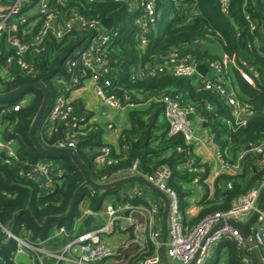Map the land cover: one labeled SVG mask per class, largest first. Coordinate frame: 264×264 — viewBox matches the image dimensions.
Returning a JSON list of instances; mask_svg holds the SVG:
<instances>
[{
	"label": "trees",
	"instance_id": "obj_1",
	"mask_svg": "<svg viewBox=\"0 0 264 264\" xmlns=\"http://www.w3.org/2000/svg\"><path fill=\"white\" fill-rule=\"evenodd\" d=\"M71 2L78 5L80 12L86 16L101 20L112 18V41L108 55L110 71L105 78L111 80L110 89L121 100L132 101L137 106L130 110V125L120 132L119 152L103 142L104 130L96 125L88 124L76 131L74 151L95 181L103 183V180L108 182L120 178L136 160L139 170L146 175L154 174L160 167H168L171 171L168 186L178 193L181 207H185L194 186L196 189L201 187L203 195L199 206L202 209L197 220L208 213L229 209L234 200L259 184L264 176V167H257L260 156L247 152L243 158H238L250 144L264 141V0H249L246 4L244 0H230L226 10L222 9L218 0L173 1L175 12L163 33L161 23L167 0H159L161 16L147 34L148 42L144 47L140 41V29L134 22L136 13L130 12L127 4L108 0ZM245 11L251 13L256 25L253 33L250 23L245 20ZM83 37L75 33L61 40L52 39L47 50L38 56L36 76L17 72L13 80H5L0 74L2 93L40 81L47 86L50 101L35 133L39 141L49 148H54V143L64 137V132L61 131L62 126L59 132L44 127V117L61 88L57 77L65 72V60L74 53ZM255 39H258L259 46L249 47ZM215 43H218L222 53L236 60L237 65L228 71L230 85L252 112L246 123L239 126L235 124L233 110L227 101L217 91L202 89L198 76L179 77L169 72L148 76L140 73V70L158 66L164 56L177 48L195 55L198 63L205 64L210 70V65L224 55L205 49L206 45ZM4 62V55L0 54L1 68ZM165 95L178 96L183 104L197 107L212 130L218 150L231 164L239 161L240 172L225 171L210 181L211 164L203 163L194 153L193 145L187 144L181 134L169 135V124L161 101ZM43 96L41 89L30 87L15 96L0 99V118L17 139V157L0 151V264H15L17 250L16 241L6 240L3 226H8L22 237L46 241V246L59 249L87 230L82 224L78 225L79 218L87 208L101 210L108 195L113 196L115 204H147L142 197L130 199L126 194L122 197L127 184L106 191L89 187L68 153L42 154L36 148L30 137V127ZM207 104L212 106V110L207 109ZM76 110L81 112L80 107ZM8 134L4 136L8 137ZM106 145L112 148L116 162L98 165L95 157ZM38 160L64 170L61 178L55 171L53 178L56 182L51 189L44 186L42 180L29 176ZM190 166L198 167L200 172H192ZM197 176H200L198 186L193 182ZM229 182L233 184L232 189L224 187V183ZM136 183L128 184L134 186ZM60 228H64L65 233L56 236ZM217 250L220 255L225 254L227 264H243V255L250 256L259 264L254 252L238 249L229 239L222 241ZM146 251L148 254L153 252L150 243ZM219 261L216 260L215 264Z\"/></svg>",
	"mask_w": 264,
	"mask_h": 264
},
{
	"label": "built area",
	"instance_id": "obj_2",
	"mask_svg": "<svg viewBox=\"0 0 264 264\" xmlns=\"http://www.w3.org/2000/svg\"><path fill=\"white\" fill-rule=\"evenodd\" d=\"M71 1L0 0V54L5 58L3 74H1L3 79L13 80L17 72L36 76L38 56L47 50L52 39L61 40L75 33L84 36L74 53L65 60V72L57 77L61 88L43 122L44 127H50L54 132H59L62 126L61 131L64 132V137L54 143V148L74 150L77 143L76 131L85 128L90 122L87 114L76 110L77 106L70 98L72 90L81 86L87 79H91L96 95L107 108L122 111L135 107V103L121 100L111 91V80L105 78V74L110 71L108 58L112 41L110 29L102 25L101 19L84 15L80 12L78 5L72 4ZM81 1L93 3L99 0ZM108 1L125 3L129 6L130 12L136 13L134 22L140 29L141 45L142 47L147 45L146 36L161 16L158 9L159 0ZM218 1L222 9H228L230 0ZM244 1L246 4L249 0ZM244 17L250 23L251 32H255L256 25L251 13L245 11ZM253 45L259 46L258 39L252 41L249 47ZM199 65L195 55L177 48L164 56L158 66L140 70V73L148 76L165 72L187 78L198 76L202 89L219 92L231 106L235 124L238 126L245 124L252 112L249 106L238 98L235 89L230 85L228 76L229 69L237 65L236 60L224 54L221 60L215 61L212 64L215 73L213 79L207 78L209 69L205 76L201 75L197 69ZM243 65H246V62H243ZM243 74L252 82L246 73L243 72ZM161 101L169 124V135L181 134L187 144H192L196 139L192 116L202 117L197 107L194 104H183L178 96L165 95ZM207 109L212 110V106L207 104ZM230 125H232L231 122ZM108 129L121 132L114 123H108ZM7 133H9L8 137H0V151L7 153L10 157H17V139L11 129L6 128ZM210 138L213 141V133ZM249 147L238 160L247 152H251L260 156L257 167L263 168L264 141L259 144H250ZM112 153L110 146H103L96 155L95 162L98 165L116 162ZM213 162L214 166L210 170V178L213 181L225 171L241 170L239 161L231 164L218 149ZM54 166H56L55 169ZM190 170L194 173L200 172V169L195 166H190ZM55 171L58 178L64 174L63 168L38 160L29 176H35L36 179L39 177L38 180H42L43 185L51 189L56 182L53 178ZM125 174H141L168 195L170 211L169 235L166 243L163 240L162 230L156 226L157 219H154L162 210L160 203L134 205L130 202L123 204L110 202L99 211L85 209L79 221H83L89 214H94L102 223H92L89 229L76 235L59 249L46 246V241L22 237L8 226H3L6 240L13 239L17 243L15 264H25L16 261L18 254L28 256L30 264H110L116 259V250L110 244V240L116 238L118 233L128 235L127 239H129L128 241L126 239V244L121 249V257L116 264H163L161 250L164 245L167 248V257L173 264H190L195 259L194 264H205L209 259L210 248L215 244L218 246L225 239L234 242L240 250L254 252V248H257L264 264V199L259 206L260 197L264 192V176L258 185L234 200L229 209L208 213L190 223L182 212L178 193L168 186L171 177L168 167H160L154 174L146 175L139 170L138 160H136ZM199 180L200 176H197L193 182L198 186ZM105 182L107 181L103 180V183ZM224 186L228 189L233 188L232 182L224 183ZM198 188L201 187L198 186ZM130 196L143 197V191L133 190ZM134 212L139 213V216H134ZM253 214L254 217L248 223L247 229L254 245L235 224V222L248 221ZM64 233L65 229L60 228L56 236ZM149 243L153 247L151 254L146 251ZM125 250H129L130 253H125ZM242 262L256 264L248 255L242 256Z\"/></svg>",
	"mask_w": 264,
	"mask_h": 264
},
{
	"label": "crops",
	"instance_id": "obj_3",
	"mask_svg": "<svg viewBox=\"0 0 264 264\" xmlns=\"http://www.w3.org/2000/svg\"><path fill=\"white\" fill-rule=\"evenodd\" d=\"M222 54H224V53H222ZM70 98L76 104L77 107H80L81 112H84L87 115L89 114L90 124L96 125V127L98 126L99 128H100V126H103V127H101L104 130V133L102 136L103 142H105V144L110 145L116 152H119L121 150V146H120V142H119L120 133L116 132L114 130H109L108 127H106L105 125H108V123H114L120 130L127 128L130 125V121H129V115H128V119L126 117V114H125L126 109H124L122 111H116V110L107 108L100 101L98 96L96 95L94 83L91 79H87L86 81L83 82V84L81 86L72 90V92L70 93ZM135 107H137L136 104H135ZM130 109H132V108H130ZM195 118H196V127H195L194 131H195L196 139L192 143L193 151L199 158H201L203 163H210L211 169H212L214 166V162H213L214 156L217 152L218 147L214 143V141H212L210 138V136L212 134V132H211L212 130H211V128L208 127L204 118L203 117H201V118L195 117ZM192 119H193V116H192ZM0 122H1L0 137H5L4 135L6 133L7 126H6V124H4L3 121H0ZM118 133H119V135H118ZM233 172L238 173V172H240V170H237V171L234 170ZM124 174L125 173H123L122 175H124ZM210 181H212L211 178H210ZM134 182H138V181H134ZM138 183H140V182H138ZM141 184H139V186H136V185L129 186V184L127 183V186L124 188L125 191H124V193L121 194V196L124 197L126 194L128 196V198H130V199L136 198L137 196H133V197L130 196L131 192L133 190L140 189L143 191V197L142 198L146 199L145 189L143 186H141ZM197 191H198V193H200L199 194L200 197L197 200H195L193 197H190L193 204H192V208L189 210V212L186 213V220L190 223H193L196 221V217H194V215L195 214L197 215V213L199 214L200 210L202 209V207L199 206V200H200L201 196L203 195V191L201 190V192H200V189L198 187H197ZM146 201H147V204H149V201L147 199H146ZM111 202H113V201H111ZM161 203L163 204L162 199H161ZM131 204H134V203H131ZM134 205H137V204H134ZM133 214L136 217L139 216V213L134 212ZM79 224L83 225V221L78 220V225ZM156 226L158 228H160L159 226H161V230L163 233L161 220H159V221L156 220ZM125 238H126V234L118 233L116 238L110 240V243H111V241H114V240L116 241L117 239L122 241ZM125 253L129 254L130 251L125 250ZM221 255H220V257H221ZM226 264H227V262H226Z\"/></svg>",
	"mask_w": 264,
	"mask_h": 264
},
{
	"label": "water",
	"instance_id": "obj_4",
	"mask_svg": "<svg viewBox=\"0 0 264 264\" xmlns=\"http://www.w3.org/2000/svg\"><path fill=\"white\" fill-rule=\"evenodd\" d=\"M101 23L106 29H110L111 24H112V18H110V17L104 18L101 20ZM197 69L201 75L205 76L207 73L208 67L205 64H200ZM30 87L41 89L43 91V94H44L41 106H40V108H39L32 124H31V127H30V137H31V140L33 141L34 145L36 146V148L42 154H57V153H63V152L68 153L69 156L71 157V159L74 161V163L81 170V172L85 178V183L91 188L99 189L101 191H106V190H109L110 188L120 186L123 184H127L130 182H134V181H138V182L142 183L143 185H145L146 187H149L152 191H154L157 195H159L163 201V216H162L161 222H162V228H163V240L166 243L168 240V235H169L168 215H169V211H170V199H169L168 195L164 191H162L159 187H157L156 185H154L153 183L148 181V179L141 174H132V175L131 174H124L120 178L114 179L112 181H108L105 183L97 182L89 175L85 166L80 161V159L78 158V156L76 155V153L73 149H70V148H49V147L44 146L39 141V139L36 137L35 132H36L37 125L40 122V120L42 119L44 112L47 109L48 103L50 101L49 90H48L47 86L45 85V83L43 81L36 82V83H28V84H24V85H22L16 89H13L9 92H4V93L0 92V99H6L9 97L15 96V95L19 94L20 92H22L24 89L30 88ZM249 148L250 147L248 146L246 149H249ZM55 168H56V166H54V169ZM37 179H39V177H37ZM263 199H264V192L262 193V195L260 197L259 206L261 205ZM253 217H254V214L248 219V221H246L244 223L235 222V224L238 225L242 229L244 235L246 237H248V239L252 245H254V242H252L250 233L248 232V229H247V225L252 220ZM94 222H96L98 224L102 223V221L98 220L94 214H89L83 220V226L86 229H89L92 226V223H94ZM166 251H167V248L164 245L162 250H161V257H162L163 264H173L168 259ZM254 253H255V256H256L259 264H263L261 257H260V253H259L257 248H254ZM16 261L20 262V263H25V264H30V262H31L29 257L26 256L25 254H18L16 256ZM195 261H196V259L194 261H192L190 264H194Z\"/></svg>",
	"mask_w": 264,
	"mask_h": 264
},
{
	"label": "rangeland",
	"instance_id": "obj_5",
	"mask_svg": "<svg viewBox=\"0 0 264 264\" xmlns=\"http://www.w3.org/2000/svg\"><path fill=\"white\" fill-rule=\"evenodd\" d=\"M175 12V8L173 7V1L172 0H167L166 2V6L165 8H163V19H162V28H161V31L163 33V31L168 27L170 21H171V18H172V15L174 14ZM218 43H215L213 45H206L205 46V49L206 50H210V53H216V54H219L221 55L222 53V50L218 47L217 45ZM0 74H3V69L0 67ZM214 70H213V67L212 65H210V70L207 74V78L209 77H213L214 75ZM30 96H28L29 98ZM27 98V99H28ZM27 99L25 101H27ZM130 108H126V111H125V114H126V117L128 119V115L130 113ZM0 121H2V119L0 118ZM202 123V122H201ZM93 125V124H92ZM0 126H1V122H0ZM106 127H108V125H105ZM192 126L193 128L195 129L196 127V118L195 116H193V119H192ZM201 126V125H200ZM96 127V126H95ZM103 127V126H100V128ZM1 128V127H0ZM119 135V133H118ZM120 137V135H119ZM141 184V183H140ZM136 186H139V183H136L135 184ZM144 189H145V193H146V199L149 201V203L151 202H158V203H161V198L159 197V195H157L154 191H152L149 187H146L145 185L141 184ZM200 193H198L197 189L194 187L193 188V193L191 195V197H193L195 200L199 199ZM113 197V196H112ZM112 197L110 195H108L105 199H104V202H103V208L106 207V205L108 203H110L112 201ZM192 200L190 199V197L186 200V204H185V207L183 208L182 207V212L186 215L187 212H189V210L192 208ZM161 207H162V210L160 211V213L154 218V219H157V221L159 220H162V216H163V204L161 203ZM100 218H103L102 215H99ZM194 217H196V220L198 218V213L197 215L195 214ZM128 235L126 236L125 239H123L122 241H120L119 239H117L116 241H111V245L112 247H114V249L116 250V259H114V261H111L110 264H116L117 261H119V257H121V249H123V245L126 244V239H127ZM132 238V237H130ZM129 239V238H128ZM127 239V241H128ZM123 241H125V243H123ZM226 256L225 254H222L221 257H220V254H219V251L217 250V244L213 245L210 250H209V259L206 261L208 262L209 261V264H215L216 260H220L219 264H226Z\"/></svg>",
	"mask_w": 264,
	"mask_h": 264
}]
</instances>
